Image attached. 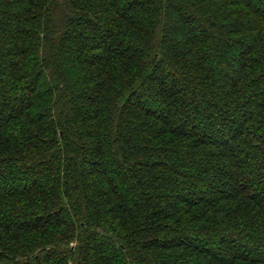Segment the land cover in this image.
Wrapping results in <instances>:
<instances>
[{"label": "trees", "instance_id": "trees-1", "mask_svg": "<svg viewBox=\"0 0 264 264\" xmlns=\"http://www.w3.org/2000/svg\"><path fill=\"white\" fill-rule=\"evenodd\" d=\"M0 264H264V0H0Z\"/></svg>", "mask_w": 264, "mask_h": 264}]
</instances>
